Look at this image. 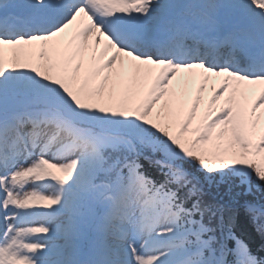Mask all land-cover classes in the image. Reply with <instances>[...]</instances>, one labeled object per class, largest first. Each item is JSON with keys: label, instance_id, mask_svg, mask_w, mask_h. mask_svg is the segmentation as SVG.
Listing matches in <instances>:
<instances>
[{"label": "snow or ice", "instance_id": "6c2138e0", "mask_svg": "<svg viewBox=\"0 0 264 264\" xmlns=\"http://www.w3.org/2000/svg\"><path fill=\"white\" fill-rule=\"evenodd\" d=\"M220 184L264 234V0H0V264H264Z\"/></svg>", "mask_w": 264, "mask_h": 264}, {"label": "trees", "instance_id": "16d2710c", "mask_svg": "<svg viewBox=\"0 0 264 264\" xmlns=\"http://www.w3.org/2000/svg\"><path fill=\"white\" fill-rule=\"evenodd\" d=\"M240 189H229L227 185L220 184L205 189L206 198L210 201H219L221 203H231L237 209L236 231L250 245L255 253L264 251V234L257 230L256 223L249 216L244 207L245 201L255 202L262 197L260 192H254L252 195H238Z\"/></svg>", "mask_w": 264, "mask_h": 264}, {"label": "rangeland", "instance_id": "374dc122", "mask_svg": "<svg viewBox=\"0 0 264 264\" xmlns=\"http://www.w3.org/2000/svg\"><path fill=\"white\" fill-rule=\"evenodd\" d=\"M163 103V102H162Z\"/></svg>", "mask_w": 264, "mask_h": 264}]
</instances>
